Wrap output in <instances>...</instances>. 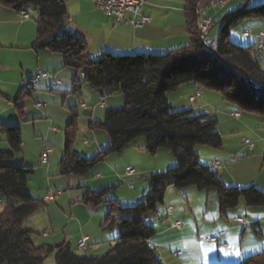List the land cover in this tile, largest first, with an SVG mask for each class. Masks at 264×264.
Returning a JSON list of instances; mask_svg holds the SVG:
<instances>
[{"label":"trees","instance_id":"trees-1","mask_svg":"<svg viewBox=\"0 0 264 264\" xmlns=\"http://www.w3.org/2000/svg\"><path fill=\"white\" fill-rule=\"evenodd\" d=\"M183 16L188 44L164 54L135 53L112 55L104 52L96 58L87 55V46L70 33L65 25L68 15L64 0H0V5L17 13L33 8L35 40L32 49L58 54L62 67L72 69L67 94H79L78 70L93 93L106 97L122 95V107L109 109L102 122H89L90 129L102 130L109 145L92 158L80 157L73 149L76 130V109L64 130V148L57 162L59 176H87L110 154H120L133 140L143 137V150L155 155L169 151L175 166L151 174L146 181L149 190L138 202L122 206L117 200H105L108 188L91 191L78 186V202L93 210L108 204L99 229L116 230L115 244L103 255L86 256L72 252L68 243L58 245L33 244L32 231L23 230V223L46 204L26 192L33 169L28 166L6 165V160L21 149V132L17 127L0 126L10 151L0 153V264H44L53 255L54 264H162L150 245L155 229L149 219L156 217L168 187L177 190L195 187L216 194L219 211L237 207L243 199L247 207H264V193L256 187H228L216 170L203 165L195 152L197 145L222 148L217 132V120L193 110L173 111L166 95L187 83L199 89L216 91L242 111L264 115V69L259 65L253 45L240 47L230 41L232 30L246 21L264 22V3L245 4L228 13L220 22L215 51L202 42L198 24L199 6L210 0H183ZM74 109V110H73ZM252 228L260 236L258 223ZM237 264H264V248L243 258Z\"/></svg>","mask_w":264,"mask_h":264},{"label":"crops","instance_id":"crops-1","mask_svg":"<svg viewBox=\"0 0 264 264\" xmlns=\"http://www.w3.org/2000/svg\"><path fill=\"white\" fill-rule=\"evenodd\" d=\"M64 1L66 3L68 15L65 28L74 36L79 37L85 42L87 46V55L90 58H96L104 52L112 55H131L135 53L164 54L170 50L186 46L189 42L188 37H183L179 32L180 24L182 23L181 20L178 21V18H176L174 23V20L169 18L171 10L162 6L158 7V2L162 0H145V4L141 7L137 17L140 15L147 16L150 18V22L138 28L132 26L131 24L117 23L112 16H109L102 10L96 8L92 4L91 0ZM256 1L257 0H254L253 3ZM226 5L222 8L205 9V16L211 20V28L208 33L211 38H217L218 36V32L212 34L213 31H215V29L212 30V28L214 26L215 28L217 26L219 27L222 19L230 13L229 10H226ZM183 8L184 6L182 5V12ZM25 12L27 13L29 19L21 20L16 11L0 5V43L6 42L13 47L19 46V49L22 50H29L31 48V55L35 58V61H33L31 65V71H21L18 88L23 90L24 85L27 84L32 90L43 89L57 91L59 88H63L65 89V92H68L70 88L69 78L71 76V71H67V73L59 71L60 69H63V67L62 58L58 54H52L43 50L35 51L32 49V45L35 40L34 26L31 24L30 33V27H28L29 23L27 21L30 20L31 14L28 12V9ZM33 13L37 16V12L35 10H33ZM178 13V11L175 12L176 15H178ZM125 17L127 19H131L133 16L130 13H126ZM173 17L174 16H172V18ZM255 28L256 30L254 31ZM26 29H29V33L27 35L25 34ZM244 30H250L251 35L243 36L242 32ZM260 30H264V22L259 20H250L244 23L240 35L244 39L252 40L251 45L255 48V36ZM258 60H260V57H258ZM3 62L4 63L0 65V80H2V68H5L7 71L10 69H16L11 65V62L10 64H6V61ZM21 70H24L23 67ZM38 73L45 74L46 76L44 78L37 77ZM82 73L83 71H81L80 77H82ZM12 84L14 85V83ZM81 85H83V82H81ZM179 91L181 92L180 98L183 101H180V99L178 100L175 97L170 99L171 95H176ZM208 95H210V93L203 92L194 84L187 83L179 86L175 91L168 93L166 95V99L172 107V110L188 109L195 112L204 108L202 104H196V102H198L197 99L201 100L203 104H207ZM79 96L86 99L89 104L92 103L95 105L99 103L102 109H105L107 106H116L122 100V96L118 93L115 94V96L107 98L100 97L99 95L93 93V91L89 92L87 88L84 89V86H81ZM80 107L85 112H89L91 114L89 115V122L97 121L96 119H92V115L96 111L95 108L89 110L88 105H84L83 103H80ZM35 109L38 118L46 115L48 116L49 119H45V122L51 126L53 131L57 132V129H54V121H52L51 115L47 112L46 107L42 108L40 105H37ZM227 109L231 118L236 120L243 119V114L237 112L235 107L229 105L227 106ZM206 114L210 115L209 113ZM234 114L236 115L233 116ZM57 126L58 128H61L59 125ZM51 129H49L48 132L46 131V133H50L52 131ZM88 129L91 132L86 131V133L91 134L92 141L90 144L89 142L84 141L83 145L85 147L80 149L81 152L74 150L76 154H82L85 156V153L88 152L91 156H94L98 151L106 148L110 143L107 134L102 132V130H93L89 127ZM217 132L220 134V131ZM241 143L242 147L239 146V149L247 148L246 150L248 151L253 150V145L252 148H250L245 144V141H242ZM223 145L222 141V147ZM44 146V148H51L48 145ZM143 146L144 139L141 138L136 143L129 144L120 154H117L118 156H112V158H110V156L106 157L105 160L101 162L103 168H97V171L102 172L101 175L98 172L95 173V180L99 183L98 187H94L97 186L95 183H93L94 186L90 187L91 185H89L90 182L88 180L91 179V177L89 176L88 178H84L86 186L82 187L91 191H97L103 188H108L110 191L119 185L120 180L117 177L118 174H122L125 177H132L136 174L140 176V180H142L141 176H143V180H146L145 176L163 172L165 169L175 166L176 163L173 156H171L168 152H164V150H158L156 154L152 156L153 159L150 157L153 162L149 165V167H140V165L137 164L138 161L132 162L138 158L148 159L146 152L143 150ZM211 149L213 150H203L205 157L212 158L209 162L205 163V165H208L216 170L219 178L226 185L228 184L227 180H229L227 178L228 164H231L234 158L226 152L224 147L221 149ZM195 152L199 157L201 153H199L196 148ZM240 152L243 151L240 150ZM42 153L40 154L39 161ZM52 153L53 151L51 154ZM56 154L57 156H61L62 153L61 151L58 152L57 149ZM214 160L215 162H218V169H215L212 166ZM49 163L50 155L48 157V162L46 163L47 167L50 166ZM224 165H226L227 168L225 169L226 171L222 172V170H224ZM123 166H125V168H123ZM129 167L134 168L132 175H127L125 172L126 168ZM120 169L121 171H119ZM48 170L49 167L46 168V172H48ZM148 188L149 186H143L141 189L138 188L140 191H136L137 186L134 184L131 188V191L135 194L133 198L119 199L115 195H112L109 198L117 200L122 206H131L139 201L142 196L139 195L145 194ZM45 194V192L42 193V200ZM79 198L80 196L78 197V200ZM210 198L215 199V194H212L211 191H207L206 194H203L201 190H198L195 187H187L181 190H177L172 186L167 188L163 198V203L158 210L159 216L149 219V224L156 231L155 236L150 241V245L154 248L155 254L162 264H170V261L178 260L180 258L185 264V262H188V257L191 256L192 249H199V261H201L202 264H237L243 258L254 255L264 248L263 240L262 242L255 241L249 247L246 246L244 249L240 247L239 252H235L234 249L230 248V250L226 251L228 254L221 253L222 251L219 250L221 244L228 248L232 246H242V242L244 241L243 238L247 230L246 226L248 224H251L252 227L255 223H258V228L262 231L263 227L260 226L261 219L259 216L264 215V210L251 211L247 208L244 210L243 207L239 206L237 210H226L223 213H220L219 205L217 204L218 206L216 205L214 209L213 201V207L209 212L208 202ZM60 200V198L55 197L53 201L60 203ZM192 202L198 203L199 205L200 202H203V206H201L202 209L197 211L193 210L191 205ZM85 208L86 209L82 212L84 221L76 216L74 217L70 213V218H74L73 221L78 223V227L80 228L77 230V236L74 239L76 240V243L74 246L76 250H79L77 242L85 240V249L80 251H82L86 256H100L103 252H105L104 250H109L113 244H115L117 233L111 232L112 234H107V232H102L99 229V225L102 223L108 210L107 205H101L95 210L89 207ZM166 209H168L167 212H165ZM241 211L245 212L244 218H246L247 221L240 217ZM223 219L225 221L221 223L220 220ZM238 219L242 220V222L239 223ZM176 222L178 223L177 227L173 226ZM231 223L239 224L242 227L240 240L238 241H236L235 238L231 239V237L238 231V229L232 226ZM260 235H262V233ZM210 236L217 237V242L207 241ZM261 238L264 239V236L262 235ZM256 240L259 241V238ZM39 243L41 245L52 246L61 243H68L70 248L73 246L69 240H67L65 235H63L61 239L60 237L54 235L53 232L52 236H49L48 232L43 233L39 239Z\"/></svg>","mask_w":264,"mask_h":264},{"label":"rangeland","instance_id":"rangeland-1","mask_svg":"<svg viewBox=\"0 0 264 264\" xmlns=\"http://www.w3.org/2000/svg\"><path fill=\"white\" fill-rule=\"evenodd\" d=\"M247 0H234L226 5V10L230 12L236 11L240 7H242ZM264 3V0H257L253 3V5H259ZM158 7H164L171 10L169 14V18L174 20L178 18V21L181 20L180 24V33L183 37H187L186 33V26L184 21V16L182 12V5L184 6L183 0H162L158 2ZM33 8H28V12L30 15V20L27 22L29 23L30 33H31V24L34 26V33H35V19L36 14L33 13ZM179 12L178 15L175 12ZM174 12V13H173ZM173 13V14H172ZM172 16H174L172 18ZM261 21V20H259ZM243 25L238 26L234 30L231 31L229 39L231 42L237 44L240 47H249L252 44V40L244 39L241 37L240 33L243 28ZM211 28V25H210ZM212 34H215L219 31L220 26H215L212 28ZM256 28L254 29V31ZM29 33V29L25 30V34ZM20 43V42H19ZM20 47H13L10 46L6 42L0 43V65L6 61V64H10L16 68L15 70L10 69L7 71L5 68H2V80H0V125L5 127H17L21 132V149L19 152L13 153V157L6 160V165H13V166H28L33 169V173L29 176L27 182L26 192L30 194L33 198L42 199V193H46L47 191H51L53 193L58 192L59 194L56 196L60 198V203L57 201L48 202L43 209L38 210L32 216H30L22 225L23 230H30L32 229L31 239L34 245L39 246V239L41 238L43 233H49V236H52V232L54 235L60 237L65 235L67 240L73 245L71 250L77 255H84V253L80 250H76L74 244L76 240H74L77 236V230L80 228L78 227V223L74 222V218H70V213L75 217H78L84 221L83 218V210L86 208L84 205L78 202V197L80 196V190L77 189L78 185L80 187L86 186V182L84 180L85 177H91L88 181L90 182V187H98L99 183L95 180V173H99L101 175V171H97V168H103L101 163H98L96 167H94L89 175L87 176H59L57 174V162L60 155L57 156V149L58 152L63 151L64 148V130L68 121L71 117L70 107L72 108L75 106L76 109V130H75V137L73 142V149L78 150L81 152V148H84L83 145L84 141L89 142L92 141L91 134L86 133L91 132L88 129V123L90 120L89 112H85L81 109L80 103L84 105H88L89 110L95 108L96 111L92 115V119H96L99 122H102L104 113L109 109H115L118 107H122L124 104L123 98L116 106H107L105 109H102L99 103L93 105L92 103L81 98L79 94H67L65 89L59 88L57 91H49V90H32L30 86L25 84L24 89L20 90L18 88V83H20V73L21 71H31L32 62L35 61L34 56L31 55V48L29 50H22L19 49ZM255 49V48H254ZM33 51V50H32ZM29 52V53H28ZM157 55V54H153ZM60 56V55H59ZM260 60H258L259 65L262 69H264V51L260 53L258 56ZM22 65V66H21ZM23 67L24 70H21ZM58 71V70H57ZM62 73H67V71H71V76L69 78V84L71 85L72 76L75 73L72 69L63 68L59 70ZM82 70L77 71L76 81L81 83L83 82L82 77H80V73ZM31 73V72H30ZM14 83V85L12 84ZM84 86V89L87 88L89 92V86L86 83L81 85ZM83 90V89H82ZM184 90V89H182ZM203 92H208V101L207 104H203L201 100H198L197 103L202 104L204 107L202 110H197L194 113L196 114H206L210 118L217 120V131H220V135H222L223 147L226 149L228 154L232 155L234 160L231 164H228V179L225 186L230 185L228 187H239V188H246L249 186H254L260 191L264 193V115H260L254 112L242 111L239 108L235 107L231 103L224 101L219 93L216 91H211L207 89H201ZM91 94V93H90ZM116 93L106 96H115ZM120 94V93H118ZM76 95V96H75ZM121 95V94H120ZM180 95V96H179ZM122 96V95H121ZM177 98L180 101H183L181 97V92L177 93L176 95H171L170 99ZM76 100V102H75ZM205 103V102H204ZM40 105L42 108L46 107L47 112L51 115L52 121H54V129H57V132L51 129V126L45 122V119H49L48 116H42L38 118L36 115V106ZM233 106L236 108L237 112L243 114V119H233L228 114L227 106ZM74 110V109H73ZM182 111L179 110H173ZM68 119V120H66ZM59 125L61 128H58ZM46 129V130H45ZM49 129L52 131L48 132ZM104 132V131H102ZM143 137L137 138L133 140L130 144L136 143ZM144 139V138H143ZM242 141H249L253 145V150L248 151L242 147ZM237 144V145H236ZM44 145H48L52 148L53 153L50 154V163L48 166L49 170L46 172L47 164H41L39 161L40 154L44 151ZM222 147V148H223ZM196 150L201 153L199 155V161L201 164L205 165V163L209 162L212 158L205 157L203 150H213L210 147L197 145ZM242 150L243 152H240ZM10 147L5 140V136L0 134V153L9 152ZM163 152V151H161ZM164 152L169 151L164 150ZM85 153V152H84ZM148 159H135L132 162L138 161L137 164L142 166L149 167L152 164L153 158L152 155L146 153ZM80 157L85 158H92L88 152L85 153V156L82 154H77ZM112 158V156H118L117 154H110L107 157ZM172 156V154H171ZM152 159H151V158ZM215 161V160H214ZM213 161V162H214ZM125 168V166H123ZM132 168V167H129ZM224 170L227 168L224 165ZM134 169V168H132ZM168 169V168H167ZM165 169L164 171H166ZM170 169V168H169ZM121 171V169L119 170ZM161 173V172H159ZM220 173V171H219ZM150 175L145 176L148 178ZM118 179L120 180L119 185L116 186L113 190L107 192L105 196V200H110L109 197L112 195L118 197L119 199H129L133 198L135 195L131 188L134 184H136L137 189L136 191H140L138 188H143V186H149L146 180H143V176L134 175L132 177H125L122 174L117 175ZM132 185V186H131ZM149 188L146 190L145 194L148 192ZM97 191H100L97 190ZM203 194H206L207 191H202ZM212 194L215 192L211 191ZM144 195L140 194L139 196ZM216 200V201H215ZM214 201V209L218 204L215 194V199H209V212L213 207ZM108 205V204H102ZM193 210H201V206H203V202L198 203L192 202ZM212 205V206H211ZM218 206V205H217ZM239 206L243 207L244 210L249 209L251 211L256 210H264V207H247L241 199L237 207L228 209L230 210H237ZM240 217L245 219V212H240ZM159 215H156V217ZM253 219V217L250 215ZM260 217V226L263 227L262 231L259 230V234L262 233L264 236V215ZM250 218V219H251ZM225 220H220V222H224ZM263 223V225H262ZM232 226L238 229L237 233L231 237L236 241L240 240V233H241V225L236 223H231ZM246 234L243 238L242 246H232V247H220L221 253H226V251L234 249L235 252H239L240 247L246 248V246H250L253 242H262L264 239L261 238L262 235H257L254 232V228L251 227V224L246 226ZM111 232H117L116 230L107 231V234H112ZM211 237V236H210ZM209 237V238H210ZM217 238V237H216ZM259 238V241L256 239ZM208 240V239H207ZM217 242V239H216ZM78 243V242H77ZM114 245V244H113ZM241 245V243H240ZM225 249V250H223ZM199 250V249H198ZM197 249H192L191 256L188 257V262L185 264H202L199 261V252ZM103 254H105L108 250H104ZM102 254V255H103ZM228 254V253H226ZM170 264H184L182 259L173 260L169 262ZM44 264H54L53 255H50L44 261Z\"/></svg>","mask_w":264,"mask_h":264},{"label":"built area","instance_id":"built-area-1","mask_svg":"<svg viewBox=\"0 0 264 264\" xmlns=\"http://www.w3.org/2000/svg\"><path fill=\"white\" fill-rule=\"evenodd\" d=\"M92 4L102 10L105 14L112 16L114 20L119 24H131L134 27H142L150 22V18L144 15H139V11L141 7L145 4V0H91ZM232 0H210L206 3L200 4L199 6V14H200V21L198 24L199 34L201 37V40L203 44L210 50L215 51L217 48V38H211L209 37L208 33L210 30L211 20L210 18L205 16V9L206 8H222L227 3L231 2ZM254 0H247V4L252 3ZM126 13H130L133 17L131 19H127L125 17ZM19 17L21 20H27L28 15L25 11H19L18 12ZM243 36H250L251 31L250 30H244L242 32ZM256 40H255V49L256 54H260L264 51V30H260L256 34ZM46 75L42 73H38L37 77L44 78ZM234 114L233 116H235ZM245 144L252 148V144L249 141H245ZM52 150L49 147H46L42 153V156L40 158L41 164H46L48 162V157L51 154ZM213 167L215 169H218V162L212 163ZM127 175L133 174L132 168H126L125 170ZM59 193H53L50 190L46 192V194L43 196V202L48 203L54 200V198ZM168 209H166L165 212H167ZM156 215H159L157 212ZM238 222L241 223L242 220L238 219ZM175 227L178 226V223H174ZM209 242H216V240H207ZM221 247H225L224 245H220ZM77 247L79 250L85 249V240H80L77 243Z\"/></svg>","mask_w":264,"mask_h":264},{"label":"bare ground","instance_id":"bare-ground-1","mask_svg":"<svg viewBox=\"0 0 264 264\" xmlns=\"http://www.w3.org/2000/svg\"><path fill=\"white\" fill-rule=\"evenodd\" d=\"M256 50V49H255ZM256 53V52H255ZM260 54H256V56H257V58H258V56H259ZM213 166V165H212ZM217 238L216 237H210V238H208V240H216Z\"/></svg>","mask_w":264,"mask_h":264}]
</instances>
